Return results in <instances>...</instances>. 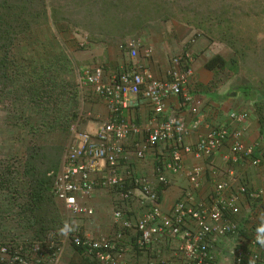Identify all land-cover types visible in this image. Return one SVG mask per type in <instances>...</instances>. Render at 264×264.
I'll return each mask as SVG.
<instances>
[{
    "label": "built area",
    "instance_id": "2783aa9c",
    "mask_svg": "<svg viewBox=\"0 0 264 264\" xmlns=\"http://www.w3.org/2000/svg\"><path fill=\"white\" fill-rule=\"evenodd\" d=\"M142 48L146 59L153 56V48L144 43L142 36L127 39L119 45V49L128 52L133 60L139 57ZM193 77L194 69L186 56L171 60L164 80L155 78L139 65L117 72L109 82L103 80L100 68L82 70L79 87L85 94L106 101L111 118L100 123L94 131H81L72 126L64 162L54 183V196L72 218L83 220L95 215V209L86 202L96 190L112 191L117 196L113 212L117 231L112 237L92 239L70 225L59 244L50 240L45 245L35 243L30 247L22 242L16 247L0 245V264H63L64 240L81 248L87 257L99 264H132L126 256L130 253L136 256L140 252L147 254L148 264H217L216 247L224 239H230L235 245L230 252V264H264V247L256 243V232L246 235L239 220L240 196H249L255 201L260 198L259 193L241 187L238 194L226 195L228 183L220 181L209 205L195 203L190 191L175 203L169 214L160 209L157 189L167 184L163 173L167 170L176 174L183 170L182 151L203 160L219 152L230 140L234 163L249 159L253 167L264 169V147L246 143L241 128H211L196 145L188 146L185 138L189 135V127L184 119L173 117L158 121L157 117L165 111L170 97L189 100L185 89ZM132 96H142L150 101L156 116L153 127H149L136 149V157L144 159L153 148L161 145L171 149V159L163 167H157L156 176L152 178H126L118 170L119 165L130 158L126 142L141 134L138 126L115 118L121 108H127ZM248 117L247 111H239L231 113L230 120L241 125ZM199 125L197 122L194 129ZM105 170L107 174L96 180ZM203 174L201 167L189 171L192 189L201 186ZM135 201L147 211L133 222L124 215V208ZM130 232H134V244L129 247L126 239ZM173 244L167 259L158 246Z\"/></svg>",
    "mask_w": 264,
    "mask_h": 264
},
{
    "label": "rangeland",
    "instance_id": "374dc122",
    "mask_svg": "<svg viewBox=\"0 0 264 264\" xmlns=\"http://www.w3.org/2000/svg\"><path fill=\"white\" fill-rule=\"evenodd\" d=\"M45 2L49 16H56L58 25L50 22L23 39L13 52L12 84L5 90L0 89V181L3 176L2 183L10 184L0 187V245L33 237L26 221L21 220L17 206V203L27 204L28 201V185L22 176L24 164L30 149L36 148L31 162L52 168L56 157L61 155L62 168L71 128L79 129L83 124L87 104L91 102L79 87L78 78L82 70L89 67L92 56L95 68H99L102 63H109L95 56L100 50L120 45L125 37H139L151 30L170 28L175 21L169 18L175 15L182 18L188 12H183L182 7L186 6H178L175 10L168 0L165 5L170 14L165 16L160 0ZM215 5L223 12L232 8L233 14L228 15L232 16L233 28L223 31L239 41L231 46L220 40L219 30L216 39H212L206 31L196 29H193L191 41L202 45L209 58L220 55L229 63L213 72L218 85L222 83L229 92L241 95L248 109L254 110L258 117V113L264 114V104L261 107L256 99L264 97V0H216ZM201 6L206 14L212 3L204 0ZM129 7L130 12H126ZM133 19L144 25L139 33L132 31V22H137ZM12 190L18 194L11 196L12 199L17 196L13 207L7 206L4 200ZM58 206L66 223L73 225L79 221L66 213L60 203ZM256 221L260 222L258 214L249 218L250 231L260 226ZM219 245L223 252L217 264H230L234 242L224 239Z\"/></svg>",
    "mask_w": 264,
    "mask_h": 264
},
{
    "label": "crops",
    "instance_id": "0c3cea01",
    "mask_svg": "<svg viewBox=\"0 0 264 264\" xmlns=\"http://www.w3.org/2000/svg\"><path fill=\"white\" fill-rule=\"evenodd\" d=\"M192 38L193 29L185 25L174 24L167 29L151 30L142 36L144 43L152 47L154 51L153 56L149 59L145 58L142 48L139 57L133 60L128 52L119 49V44L116 47H105L95 56L109 62L107 64L102 63L103 66L99 67L105 82H109L117 72L131 69L135 65L151 72L155 78L164 80L167 78V71L174 57H189L194 69V77L185 89V94L189 100L170 97L166 101L165 111L157 117L158 121L169 120L173 117L184 119L189 127V135L185 138V144L188 146L196 145L209 129L226 127L229 129L241 128L244 131L246 143L260 144L264 147V130L255 111L248 109L241 95L233 97L231 96L233 92H229L224 84L218 85L214 73L205 68L210 59L208 52L203 51L202 45H199L198 42L191 41ZM93 57L94 55L92 61L89 62V67L86 68H95ZM90 100L91 102H88L86 109L87 117L85 116L83 124L79 127L81 131H94L100 123L111 118L106 101L96 97H92ZM239 111L249 113L248 119L241 125L230 120L231 113ZM115 118L134 124L141 129L139 136L126 142V149L130 158L119 165V173L126 178L129 176L155 177L156 168L163 167L164 163L171 159V149L166 145H161L153 148L144 159H138L135 155L138 145L145 138L149 127H153V120L156 119L150 101L142 96H132L127 108H121ZM197 122L200 125L194 129ZM181 153L183 170L176 174L167 170L163 173L167 178V184L159 186V188L162 187L159 204L161 211L164 214H169L175 203L184 198L190 191L194 194L195 203L209 205L216 184L220 181H226L228 183L226 195L238 194L241 187H246L249 192L260 194V199L257 202L250 199L249 196L243 195L240 196L238 202L241 211L240 220L245 225L242 224V227L245 229L246 235L256 232V227H253L252 231L249 230L248 220L252 215L256 217L258 214L261 217V214L264 213V169L253 167L249 159L234 163L230 140L219 152L203 160H197L193 155L183 151ZM195 167H201L204 171L201 186L196 190L192 189L188 179L189 171ZM106 174L107 171L105 170L96 177V180ZM86 204L95 209V215L88 219L76 221L73 225L92 239L114 236L117 228L114 224L113 212L116 208L117 196L112 191L98 188ZM146 211V207L135 201L125 206L124 215L134 222ZM260 222H262L261 219ZM260 222H257L258 225L261 224ZM132 237H134V232L127 234L126 244H129V247L134 244ZM173 246L175 244L160 245L158 249L168 259L171 256ZM63 248V264H99L85 254L81 255L68 240L63 241ZM216 249L219 256L223 249L219 244ZM126 259L132 264H148L146 253L140 252L136 256L130 253Z\"/></svg>",
    "mask_w": 264,
    "mask_h": 264
},
{
    "label": "trees",
    "instance_id": "16d2710c",
    "mask_svg": "<svg viewBox=\"0 0 264 264\" xmlns=\"http://www.w3.org/2000/svg\"><path fill=\"white\" fill-rule=\"evenodd\" d=\"M168 1V4H170V6H172L175 10L178 6H186L182 7L184 8L183 12L188 10V12H186L188 16L185 15L181 18L178 15H175L172 19L169 18L170 20L174 19V24H181L191 29L206 31L207 35L210 34L209 36L212 39H216V32L219 30V33L221 34L220 40L231 46H234L239 41V39L235 37L225 35L226 32L224 33L223 31L224 29L230 31L231 28H233L232 16L228 15L233 14L232 8H228L225 12H223L221 9H218L217 5H215L216 0H210L212 6L207 9L208 13L205 14L203 13L204 11L201 6V2H204V0ZM160 2L164 4V7L162 8L164 16L169 15L170 12L166 10L167 5H165V0H160ZM130 10L131 9L129 7L126 12H130ZM224 13H226V16H224ZM55 14H57L56 11ZM169 19L167 16L166 20ZM133 20L137 21L135 19ZM50 22L58 25V19L56 16H49L48 6L45 0H0V89L3 88L5 90L12 84L11 81H13V79L10 76V72L12 67L15 65L13 59L14 50L28 34L32 33L36 28H40ZM143 26L144 25L139 21L132 22V31L137 30V33H139ZM126 38L127 37L122 39V42L133 37ZM228 64L229 63L224 60L222 56L216 55L209 59L205 68L214 72L216 70H222L228 66ZM85 97L87 99H92L93 96L86 93ZM256 99L257 104H261L262 107V104H264V97L258 96ZM258 120L264 130L263 113H258ZM34 149L36 148L30 149L28 161L24 164V172L22 175L28 185V201L27 204L17 203L20 215H22L21 220L26 221L27 227L33 232V237L30 240L24 238L22 241H11V244L9 245L12 247H16V245H19L21 242L25 243L28 247L35 243L45 245L50 240L59 244L63 238V232L61 230L65 228V225H67L68 228L70 227V224L66 223L62 216V210L56 202L57 200L53 191L54 183L61 169V155L56 157V159H58L53 162L52 168L48 166L44 167L42 165L37 166L35 163L31 162V159L36 154V152L33 151ZM3 180L4 177L2 176L0 181L1 188H4V185L5 188L7 185L10 186V184L2 183ZM161 188L157 189L159 196L162 193ZM15 193L16 191L12 190L5 195L6 199L4 198V200L8 203L7 206H15V200H17L18 196V194ZM14 194L17 196L12 199ZM259 199L255 201L257 202ZM74 248L79 251L81 255H84L81 248Z\"/></svg>",
    "mask_w": 264,
    "mask_h": 264
},
{
    "label": "clouds",
    "instance_id": "9594fccd",
    "mask_svg": "<svg viewBox=\"0 0 264 264\" xmlns=\"http://www.w3.org/2000/svg\"><path fill=\"white\" fill-rule=\"evenodd\" d=\"M260 219L262 222L256 229V243H258L261 247H264V213L261 214ZM68 230V226L65 225V228L61 231L66 234Z\"/></svg>",
    "mask_w": 264,
    "mask_h": 264
},
{
    "label": "water",
    "instance_id": "95a60500",
    "mask_svg": "<svg viewBox=\"0 0 264 264\" xmlns=\"http://www.w3.org/2000/svg\"><path fill=\"white\" fill-rule=\"evenodd\" d=\"M231 96L235 97V96H236V94H235V93H233Z\"/></svg>",
    "mask_w": 264,
    "mask_h": 264
}]
</instances>
